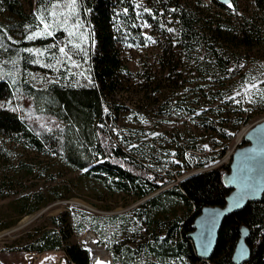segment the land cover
Segmentation results:
<instances>
[{
	"label": "trees",
	"instance_id": "1",
	"mask_svg": "<svg viewBox=\"0 0 264 264\" xmlns=\"http://www.w3.org/2000/svg\"><path fill=\"white\" fill-rule=\"evenodd\" d=\"M29 1L0 0V139L53 156L62 169L79 171L107 190L141 201L130 215L144 228L146 238L133 249L126 246V251L122 244H113L114 253L131 258L142 253L155 259L138 264H233L238 239L235 228L243 224L250 230L247 244L251 250L250 259L243 264H264V193L259 201L223 220L208 260L197 257L188 238L201 208L223 206L230 192L222 184L229 163L207 168L221 160L227 142L239 129L242 117L237 115V107L242 103L237 93L254 80L256 68H261L254 57H264V0H251L246 14L239 11L236 0L226 5L208 0L209 11L203 14L182 0H81L98 42L99 56L92 65L97 85L45 88L22 86L15 78L19 53L33 44L23 42L13 30L15 25L21 26L23 3ZM140 19L150 27L158 51L154 64L149 57L138 60L134 76L143 95L157 94L163 113L175 107L192 115L195 108L188 98L194 92L218 118L211 121L202 116L200 124L208 138L190 135L181 163L169 164L178 168V175L204 171L177 182L170 171L160 173L148 167L144 154L126 152L107 123L110 113L105 103L118 76L132 74L118 57L117 43L124 39L137 47L146 43ZM252 87L245 91L248 120L264 114V79ZM226 106L230 108L228 117H223ZM204 142L210 144L208 149ZM151 155L155 154L149 152ZM21 165L31 174L37 171L31 164L21 161ZM169 183L174 184L166 187ZM52 192L56 194L52 200L66 197L55 189ZM3 196L5 192L0 191ZM39 209V205L25 209L22 204L19 216ZM69 219L68 212L49 216L36 235H27L30 241L22 251L40 255L62 250L66 264H89L87 249L71 242ZM76 224L78 230L83 228L82 223Z\"/></svg>",
	"mask_w": 264,
	"mask_h": 264
},
{
	"label": "rangeland",
	"instance_id": "2",
	"mask_svg": "<svg viewBox=\"0 0 264 264\" xmlns=\"http://www.w3.org/2000/svg\"><path fill=\"white\" fill-rule=\"evenodd\" d=\"M182 2L199 14L209 11L208 0ZM236 3L243 14L251 10V0H236ZM20 21L21 26L15 25L13 28L17 37L25 43H33L25 45L18 56L19 67L15 70V78L22 86L97 85L92 78V65L99 56L98 42L94 27L87 22L81 0H30L23 3ZM139 25L146 39L143 46H134L125 39L117 43L118 57L132 74L118 76L115 90L105 103L110 113L107 123L114 139L126 152L144 154L148 167L160 173L170 171L177 182L196 171H204L195 169L178 175V168L173 169L169 164L181 163L183 147L187 146L190 135L208 138L200 124L203 117L211 121L218 118L207 111L203 99L194 92L188 98L195 108L192 115L175 107L169 113H163L160 109L161 98L157 94L152 93L148 98L143 95L140 82L134 76L139 68L138 60L149 57V62L154 64L158 51L151 38L150 27L141 19ZM254 60L259 62L261 68H256L254 80L237 93L242 103L241 108L237 107V115L242 119L239 129L227 142L226 152L216 163L218 165L228 164L235 148L242 146L243 136L239 142L236 140L240 130L248 129L264 117L262 114L251 120L247 118L249 109L245 91L264 79V57L257 55ZM178 93L179 90L174 93L175 97ZM229 109L228 106L223 109V117H228ZM224 123L229 124L230 121ZM204 146L208 149L210 144L204 142ZM149 152L156 156H149ZM149 159L154 162H149ZM21 161L33 165L37 171L32 174L27 172ZM52 189L66 197L52 200L56 197ZM0 191L6 195L0 197V264H66L62 250L42 253L34 263H27L24 257L26 252L22 251V247L30 241L27 235H36V231L39 232V228L47 224L49 216L62 212L70 215L71 242L87 249L89 264H93V256L85 240L88 234L95 237L96 250H103L111 264H138L146 260L155 262L154 258L142 253L134 254L131 258L113 250V244L117 243L122 244L124 251L126 246L133 249L146 238L144 228L139 227L130 215L141 201H132L130 196L107 190L97 182L82 177L79 171L62 169L58 159L53 156L23 150L0 139ZM22 204L25 209L33 205H39L40 209L20 217ZM11 222L14 223L12 226L3 228ZM76 223H82L83 228L78 230Z\"/></svg>",
	"mask_w": 264,
	"mask_h": 264
},
{
	"label": "water",
	"instance_id": "3",
	"mask_svg": "<svg viewBox=\"0 0 264 264\" xmlns=\"http://www.w3.org/2000/svg\"><path fill=\"white\" fill-rule=\"evenodd\" d=\"M217 1L226 5L231 0ZM243 140L245 144L232 152L229 169L222 175V184L230 189L225 204L202 207L193 221V230L188 235L195 254L202 260H208L212 255L223 220L241 211L249 203L259 201L264 193V117L247 129ZM199 172L202 170L190 175ZM235 229L238 239L231 259L233 264H243L251 256L247 244L250 230L243 224Z\"/></svg>",
	"mask_w": 264,
	"mask_h": 264
},
{
	"label": "bare ground",
	"instance_id": "4",
	"mask_svg": "<svg viewBox=\"0 0 264 264\" xmlns=\"http://www.w3.org/2000/svg\"><path fill=\"white\" fill-rule=\"evenodd\" d=\"M247 131V128H243L240 130V132L237 135L236 140L239 142L244 135V133ZM86 243L89 245V250L91 251V254L93 256V264H111L109 259L105 258V252L103 250H96L95 247V237L92 234H88L85 237Z\"/></svg>",
	"mask_w": 264,
	"mask_h": 264
},
{
	"label": "built area",
	"instance_id": "5",
	"mask_svg": "<svg viewBox=\"0 0 264 264\" xmlns=\"http://www.w3.org/2000/svg\"><path fill=\"white\" fill-rule=\"evenodd\" d=\"M24 257L27 263H34L37 261L38 255L33 252H26V255Z\"/></svg>",
	"mask_w": 264,
	"mask_h": 264
},
{
	"label": "snow or ice",
	"instance_id": "6",
	"mask_svg": "<svg viewBox=\"0 0 264 264\" xmlns=\"http://www.w3.org/2000/svg\"><path fill=\"white\" fill-rule=\"evenodd\" d=\"M61 51H63V49H61Z\"/></svg>",
	"mask_w": 264,
	"mask_h": 264
}]
</instances>
